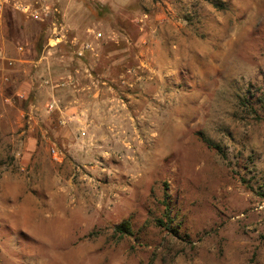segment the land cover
Masks as SVG:
<instances>
[{
  "label": "rangeland",
  "instance_id": "rangeland-1",
  "mask_svg": "<svg viewBox=\"0 0 264 264\" xmlns=\"http://www.w3.org/2000/svg\"><path fill=\"white\" fill-rule=\"evenodd\" d=\"M0 264H264V0L8 10Z\"/></svg>",
  "mask_w": 264,
  "mask_h": 264
},
{
  "label": "built area",
  "instance_id": "built-area-1",
  "mask_svg": "<svg viewBox=\"0 0 264 264\" xmlns=\"http://www.w3.org/2000/svg\"><path fill=\"white\" fill-rule=\"evenodd\" d=\"M63 0H0V21L8 10L18 11L25 16L43 21L60 13ZM102 34H98V38ZM54 152V151H53Z\"/></svg>",
  "mask_w": 264,
  "mask_h": 264
},
{
  "label": "trees",
  "instance_id": "trees-1",
  "mask_svg": "<svg viewBox=\"0 0 264 264\" xmlns=\"http://www.w3.org/2000/svg\"><path fill=\"white\" fill-rule=\"evenodd\" d=\"M200 136H201L202 140L204 141V143H206L209 147L218 150L220 153H222V155L224 157L226 156L225 152L222 150V148L219 145H216L212 140L208 139L204 135L200 134ZM160 223H162V222H160ZM130 228H131L130 223L124 222V223L118 225L116 227V230L121 232L122 234H127V233H131Z\"/></svg>",
  "mask_w": 264,
  "mask_h": 264
},
{
  "label": "crops",
  "instance_id": "crops-1",
  "mask_svg": "<svg viewBox=\"0 0 264 264\" xmlns=\"http://www.w3.org/2000/svg\"><path fill=\"white\" fill-rule=\"evenodd\" d=\"M35 107H36L35 105H29L26 109L27 110L30 109V111H29L30 113L28 112V114L30 116L29 119H34L35 122L38 123V121H39V116L38 115L39 114L36 112V119H35V114L34 113L32 114V112L34 111V109H36ZM74 112H75V114H74L73 118L74 119H78V114L76 113V110H74ZM24 113H26V112H24ZM53 157L56 158V159H58V160H60V161H62V158L59 157V154L56 151H54V156Z\"/></svg>",
  "mask_w": 264,
  "mask_h": 264
}]
</instances>
